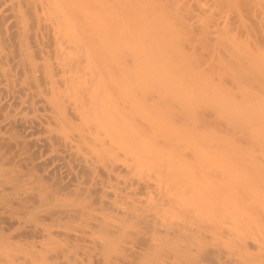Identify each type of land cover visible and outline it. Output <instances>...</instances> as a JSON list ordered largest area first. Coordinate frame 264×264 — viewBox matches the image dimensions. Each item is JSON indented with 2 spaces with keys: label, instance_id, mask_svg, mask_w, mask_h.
<instances>
[{
  "label": "bare ground",
  "instance_id": "obj_1",
  "mask_svg": "<svg viewBox=\"0 0 264 264\" xmlns=\"http://www.w3.org/2000/svg\"><path fill=\"white\" fill-rule=\"evenodd\" d=\"M0 264H264V0H0Z\"/></svg>",
  "mask_w": 264,
  "mask_h": 264
},
{
  "label": "rangeland",
  "instance_id": "obj_2",
  "mask_svg": "<svg viewBox=\"0 0 264 264\" xmlns=\"http://www.w3.org/2000/svg\"><path fill=\"white\" fill-rule=\"evenodd\" d=\"M58 177H59V179H61V181H62V179H63L62 177H60L59 175H55V176H52L53 180L51 179L52 181H50V182L53 183V181H55V184H56V182L59 181V183H57V185H58L59 187H58V188H57L56 186H55V187H56L57 189H60V187L63 186L62 189L64 190V184H63V183H64V179H63L62 183H60L61 181L58 179ZM56 180H57V181H56ZM60 185H61V186H60ZM90 194H93L94 196L92 195V196H93V197H92V196H90ZM95 194H96V193H95L94 191H92V190L88 192L89 197H91L90 200H91L92 202H94V203L97 202V199L95 198ZM96 195H97V194H96ZM93 200H96V201H93ZM97 204H98V202H97ZM100 205L102 206V204H100ZM96 206H97V205H96ZM101 206H100V207H101ZM102 207H103V206H102ZM209 262H210V260H209Z\"/></svg>",
  "mask_w": 264,
  "mask_h": 264
}]
</instances>
